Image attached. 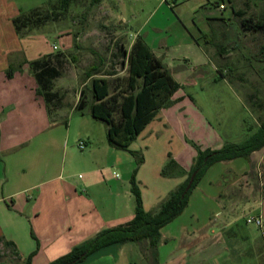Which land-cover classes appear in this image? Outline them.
Wrapping results in <instances>:
<instances>
[{
	"label": "crops",
	"instance_id": "0c3cea01",
	"mask_svg": "<svg viewBox=\"0 0 264 264\" xmlns=\"http://www.w3.org/2000/svg\"><path fill=\"white\" fill-rule=\"evenodd\" d=\"M21 9L27 11L24 2L0 0V25L10 27L0 29V44L12 38L16 40L15 44L0 48V246L10 249L20 264H27L30 258V264H51L102 230L134 218L131 177L136 161L131 154L111 148L107 132L106 139L103 136L100 140H95L90 133L85 134L82 141L88 152L83 160H76L68 153L63 146L68 131L62 136L56 129L61 108L57 106L55 111L48 108L45 98L38 93L39 84L30 66L34 61L53 56L54 49L52 52L43 50V46L31 41L36 35L17 34L13 20ZM26 41L29 44H25ZM66 44L63 48L68 50ZM33 49L36 52L32 53ZM10 67L15 69L12 78L7 76ZM179 84L181 89L173 97L175 104L162 109L130 147L145 158L137 181L148 212L157 210L169 193L186 179L162 175L170 157L189 172L198 155L195 145L205 151L219 150L229 143L219 138L200 112L195 98ZM199 133H205L212 140L202 142ZM224 163L229 162L218 164ZM75 165L86 168L87 176L80 181L71 179L70 171ZM216 165L194 189L183 214L197 192L213 199L220 196H213L207 189L218 184L209 179ZM253 170L255 165L250 162V170L245 169L242 176L230 184L227 192L233 203L246 202L244 191L238 186ZM232 210L230 214L235 213ZM259 213L264 218V202ZM194 218L199 221L197 216ZM174 222L161 230L159 264H221L216 257L222 256L223 249L237 251L239 257L244 253L241 254L245 249L240 244L227 248L230 244L223 241L221 232L209 234L205 225L183 223L174 230L171 229ZM247 245H252L253 249L252 243L246 242ZM165 246L171 251L162 258L161 247ZM88 264H153V261L146 241L109 247L106 254Z\"/></svg>",
	"mask_w": 264,
	"mask_h": 264
},
{
	"label": "rangeland",
	"instance_id": "374dc122",
	"mask_svg": "<svg viewBox=\"0 0 264 264\" xmlns=\"http://www.w3.org/2000/svg\"><path fill=\"white\" fill-rule=\"evenodd\" d=\"M12 1L24 2L27 11L40 9L57 16V20L42 27L24 30L27 36L36 35L31 41L50 52L54 46L59 47L53 50L55 57L61 49L65 50V43L69 46L58 57L59 64L54 60L62 71L54 91L62 98L57 105L61 111L56 129L62 136L68 131L63 146L72 153V158L80 161L87 155V148H79L86 133L95 140L103 136L106 139L105 124L91 117L89 107L77 110L81 90L85 89L88 102L91 99L83 83L85 73L102 59L105 60L104 74H116L109 80L125 78L122 53L130 50L138 35L173 78L184 85L185 92L195 98L200 112L221 140L242 144L257 131L259 119L264 115V32L247 31L242 22L264 20V0H70L63 10L62 0H9ZM5 28L10 27L0 25V29ZM15 42L13 38L3 41L0 48ZM219 50L226 54L220 55ZM55 110L53 107L52 111ZM199 134V140L204 143L212 140L205 133ZM250 162L254 163L255 171L245 176L238 186L244 191L246 202L240 199L233 203L227 190L245 169L250 170ZM70 173L75 181L87 176L85 166H72ZM209 175L218 184L207 189L213 196L221 197L213 199L197 192L191 206L171 229L177 230L182 223L205 225L209 234L211 231L223 234V241L230 244L227 248L240 244L245 249L240 257L237 251L223 249L222 256L216 257L221 264H264V225L258 227L247 222L256 217H262L264 222L259 213L264 202V150L249 160L217 164ZM230 210L235 213L230 214ZM223 222H228L227 227ZM246 242L252 243L253 249L252 245L245 246ZM107 249L87 256L80 264L90 263L106 254ZM170 249L161 247L162 258ZM246 253L253 255L246 256ZM0 264L20 263L10 249L1 245Z\"/></svg>",
	"mask_w": 264,
	"mask_h": 264
},
{
	"label": "trees",
	"instance_id": "16d2710c",
	"mask_svg": "<svg viewBox=\"0 0 264 264\" xmlns=\"http://www.w3.org/2000/svg\"><path fill=\"white\" fill-rule=\"evenodd\" d=\"M70 0H62V10L66 9ZM57 17V16H56ZM51 13L40 9L30 11L20 10L13 23L19 36H25L24 30L36 29L50 21H55ZM242 25L247 31L264 32V20L244 19ZM220 55L226 51L219 50ZM58 54L44 57L30 63L34 76L39 84L38 93L42 95L48 108H57L62 102L61 96L54 91V81L62 76ZM122 63L126 66L125 78L109 80L116 74L102 71L105 60L93 65L84 76V87L89 91L90 102L85 99L86 91L81 90L77 110L83 111L89 107L91 117L106 126L107 142L111 148L131 154L136 167L131 177V192L135 198L134 218L124 224L102 230L95 237L74 247L72 251L51 264H80L85 258L101 249L122 246L128 243L148 242L153 264H159L158 247L161 241V230L180 217L189 205L194 189L215 164L231 162L237 159H250L251 156L264 150V115L260 117V125L244 143H227L219 150L202 151L195 145L198 155L189 172H186L173 158H169L163 168L162 175L167 178L186 177L184 182L161 202L157 210H145L141 188L137 174L144 164L145 158L141 152L130 149L132 143L162 110L175 104L174 95L181 85L173 78L162 62L155 56L152 49L141 35L135 39L129 51L122 53ZM15 69L7 71L9 78L13 77ZM224 75V73L219 70ZM52 106V107H51ZM263 107V106H262ZM196 173L191 189L187 186ZM10 246V244H6ZM29 259L27 264H30Z\"/></svg>",
	"mask_w": 264,
	"mask_h": 264
},
{
	"label": "built area",
	"instance_id": "2783aa9c",
	"mask_svg": "<svg viewBox=\"0 0 264 264\" xmlns=\"http://www.w3.org/2000/svg\"><path fill=\"white\" fill-rule=\"evenodd\" d=\"M221 9H224V5H221L220 6ZM54 49L57 50L58 47L54 46ZM79 148L81 150H84L85 149V142H80L79 144ZM118 176V175H117ZM249 224H255L257 225L258 227H262L264 225V222H263V219L262 217H256V218H249L248 221H247Z\"/></svg>",
	"mask_w": 264,
	"mask_h": 264
},
{
	"label": "water",
	"instance_id": "95a60500",
	"mask_svg": "<svg viewBox=\"0 0 264 264\" xmlns=\"http://www.w3.org/2000/svg\"><path fill=\"white\" fill-rule=\"evenodd\" d=\"M195 177H196V173L192 176V178H191V180H190V182H189V184L187 186L186 192H188L191 189V186L194 183Z\"/></svg>",
	"mask_w": 264,
	"mask_h": 264
}]
</instances>
